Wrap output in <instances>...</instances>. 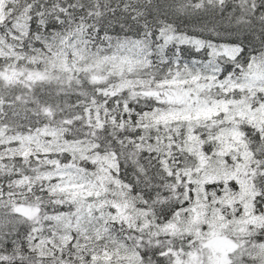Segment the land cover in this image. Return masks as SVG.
Listing matches in <instances>:
<instances>
[{
    "label": "snow or ice",
    "instance_id": "obj_1",
    "mask_svg": "<svg viewBox=\"0 0 264 264\" xmlns=\"http://www.w3.org/2000/svg\"><path fill=\"white\" fill-rule=\"evenodd\" d=\"M0 264H264V0H0Z\"/></svg>",
    "mask_w": 264,
    "mask_h": 264
}]
</instances>
